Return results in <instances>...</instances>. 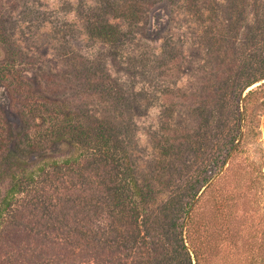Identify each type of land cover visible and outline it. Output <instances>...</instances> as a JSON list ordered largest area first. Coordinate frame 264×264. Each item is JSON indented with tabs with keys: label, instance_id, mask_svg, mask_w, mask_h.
<instances>
[{
	"label": "rangeland",
	"instance_id": "rangeland-1",
	"mask_svg": "<svg viewBox=\"0 0 264 264\" xmlns=\"http://www.w3.org/2000/svg\"><path fill=\"white\" fill-rule=\"evenodd\" d=\"M111 1L0 0V139L11 146L22 134L25 146L41 149L43 161L61 165L67 158L61 155L96 149L94 139L87 146L77 133H108L148 196L145 211L156 216L175 193L186 195L229 136L230 115L240 102L227 99L230 76L223 70L233 64L238 73L261 40L264 0H133L137 20L111 14ZM201 13L208 29L197 26ZM96 21L114 25L120 41L92 36ZM259 103L248 102V117L254 125L260 119L261 136L244 142L192 203L199 231L222 227L227 233L217 242L227 264H248L251 256L264 264V249L247 252V235L258 246L264 228ZM220 196L230 200L225 210L214 206ZM236 230L246 236L235 237ZM128 238L137 239L133 233Z\"/></svg>",
	"mask_w": 264,
	"mask_h": 264
},
{
	"label": "trees",
	"instance_id": "trees-1",
	"mask_svg": "<svg viewBox=\"0 0 264 264\" xmlns=\"http://www.w3.org/2000/svg\"><path fill=\"white\" fill-rule=\"evenodd\" d=\"M132 2L112 0L107 5L111 14L137 20L140 12L132 10ZM195 11L199 13L198 8ZM199 16L202 13L195 17L199 30L208 29L206 19H198ZM97 23H92V36L95 33L112 45L120 41L113 32L114 25L103 22L98 27ZM262 27L261 40L246 52V60L238 73L230 68L233 64L223 70V76H230L227 99L241 103L231 112L229 136L215 157L202 168L201 175L194 176L197 182L187 188L186 195L175 193L158 209L156 216L145 211L148 196L137 184L127 154L115 150L119 148L117 140L113 139L111 145L108 133H77V140H84L87 146L94 143L91 141L94 139L96 149L73 156L61 155L67 156L61 165L43 161L44 157L38 152L41 149L31 147L33 144L29 142L25 146L22 134L18 136L22 146L18 142L10 146L0 139V150L4 149L0 151V177L4 178L0 185V264H219L215 259L218 253L216 257L222 258L221 264H227L229 259L221 252L222 243H217L219 239L223 241L227 233L222 227L217 231H199L192 218V203L198 191H202V197L206 195L209 190L204 187L223 174L225 165L239 153L244 142L256 134L261 136L259 118L264 115V83H260L264 80ZM252 31L253 28L251 35ZM256 82L260 84L242 97L244 90ZM252 100L260 102L256 125L248 117V102ZM49 148L55 150L51 145ZM213 200L219 210H225L230 201L221 196ZM98 217L102 218L101 227H95ZM130 233L137 239H127ZM241 235L246 236L242 230H236L235 237ZM249 240L247 252L257 251L258 247L263 250L264 228L258 246L247 235ZM210 243L217 249H212ZM249 259L248 264H256L254 256Z\"/></svg>",
	"mask_w": 264,
	"mask_h": 264
}]
</instances>
